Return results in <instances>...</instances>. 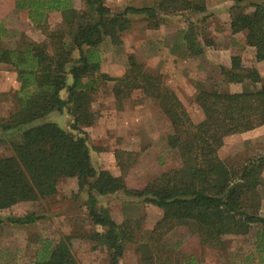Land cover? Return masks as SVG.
<instances>
[{"label": "trees", "instance_id": "trees-1", "mask_svg": "<svg viewBox=\"0 0 264 264\" xmlns=\"http://www.w3.org/2000/svg\"><path fill=\"white\" fill-rule=\"evenodd\" d=\"M229 1L230 33L243 32L244 43L255 50V60L264 61V0ZM71 2L15 0L16 8L27 10L31 23L44 34L39 41L21 32L13 46H5L0 24V63L16 72L19 83L17 88L0 94L16 104V109L0 118V133L26 126L19 139L12 141V154L0 155V210L53 196L61 178L76 177L79 187L86 188L88 193L91 223L106 228L103 234L96 233L94 237L108 245L110 264H118L124 242L135 240L141 218L130 216L117 223L107 209L96 207L94 191L98 194L121 191L142 198L143 203L162 212L153 232L175 223L192 225L203 245L221 244L225 235H246L251 225H264V217L257 213L264 152L240 166H228L218 156L227 136L264 125V85L255 86L261 79L256 67L244 66L238 55L230 57L228 67L221 65L223 83L254 86L241 92L200 88L194 99L203 118L194 123L175 92L162 83L160 74L141 69L134 57L129 56L128 73L115 80L100 71L99 60L89 53L105 38L113 45L122 44L123 32L131 28L132 15H141L153 28L163 15L187 11V16L202 15L193 21L188 18L182 36L185 50L191 56H202L205 46L212 42L198 30L204 29L210 18L205 0H156L155 5L126 4L118 9H112L106 0H82L80 8ZM56 11L61 21L51 27L49 13ZM108 79L117 81L112 88L116 99L128 96L133 89L140 90L159 106L172 128L166 143L178 152L181 166L160 173L141 188H129L126 183L139 152L114 150L119 175L106 168L96 169L91 163L83 128L91 126L96 118L90 107L98 81ZM63 110L72 117L70 131L55 122L31 125L51 111ZM37 219L39 216L30 212L0 218V223L30 224ZM256 246L264 247L260 242ZM43 253L32 264H79L71 250L70 236L45 247ZM169 257L148 256L142 264L172 263ZM175 264L197 263L190 258Z\"/></svg>", "mask_w": 264, "mask_h": 264}, {"label": "rangeland", "instance_id": "rangeland-1", "mask_svg": "<svg viewBox=\"0 0 264 264\" xmlns=\"http://www.w3.org/2000/svg\"><path fill=\"white\" fill-rule=\"evenodd\" d=\"M0 15L10 14L12 0H3ZM112 9L132 4L135 6L155 5L156 0H107ZM75 8L82 6V0H72ZM206 13L210 18L198 27L203 36L212 42L205 46L202 56H191L185 50L182 39L190 20H197L202 14L178 13L163 15L157 27H150L141 15L130 16L131 28L122 34V44L113 45L105 38L89 53L100 62V71L111 78H122L129 71V56H133L143 70L160 74L162 83L175 92L189 120L196 123L203 118V112L195 102L200 88L216 89L220 92H241L248 83H223L220 66L230 65V57L238 55L244 66H254L260 74L256 87L264 85V61L255 60V50L244 43V33L231 34L228 28L229 0H205ZM11 16L14 14L11 13ZM16 23L10 22L3 45L13 46L19 40L20 32L39 41L44 38L40 29L32 25L27 10H19ZM190 20H189V19ZM61 21L59 12H52L48 18L50 26ZM197 30V31H198ZM204 30V31H203ZM77 56V51H74ZM115 80L98 81L93 96L91 111L95 113L94 123L83 130L87 133L86 144L92 166L106 168L113 175L120 171L114 157L115 149L139 152L136 162L126 176L129 188H141L146 182L162 172L181 166L178 152L166 143V136L172 132L168 119L159 106L133 89L128 96L113 94ZM16 83V72L9 65L0 64V92L12 89ZM10 89V90H11ZM61 95L65 98L66 93ZM16 109L11 98L0 96V118ZM55 122L70 131L71 115L67 110L51 111L35 119L32 124ZM26 127V126H25ZM25 127L0 133V155L12 154V141L19 139ZM78 134L77 131H72ZM264 152V125L248 131L232 134L224 139L218 156L228 166H240L256 154ZM259 186V207L257 213L264 217V170ZM96 207L107 209L110 217L120 223L126 217L141 218V227L133 242H124L125 248L118 264H142L148 256H170L163 264H175L190 258L197 264H264V247L257 248V242L264 245V225L253 224L246 235H225L221 244L203 245L192 225L173 224L154 231L161 217V209L145 204L142 198L126 195L121 191L98 194L93 192ZM88 193L79 187L76 177H64L57 183V193L37 201L20 202L8 209L0 210V218L22 216L34 213L39 216L30 224L0 223V264H32L44 256V248L70 236L71 250L79 264H110L108 245L94 234H103L106 228L94 226L88 215ZM168 260V259H167Z\"/></svg>", "mask_w": 264, "mask_h": 264}, {"label": "crops", "instance_id": "crops-1", "mask_svg": "<svg viewBox=\"0 0 264 264\" xmlns=\"http://www.w3.org/2000/svg\"><path fill=\"white\" fill-rule=\"evenodd\" d=\"M13 1V8H14V10L11 12V13H13L14 15L13 16H11L10 14H3V15H0V24H1V26H2V36L4 37V36H7V33L10 31L9 30V27L10 26H6L7 25V23H10V22H14L15 24H17L16 23V13L19 11V10H22V9H18V8H16V4H15V0H12ZM106 2H107V0H106ZM4 2H3V0H0V6L3 4ZM107 4H108V2H107ZM111 3H109L108 5L109 6H111L110 5ZM51 14H52V12L51 13H49V16H51ZM49 18V17H48ZM33 25V24H32ZM34 26V25H33ZM21 33V32H20ZM29 36V35H28ZM30 37V36H29ZM30 38H32V37H30ZM33 39V38H32ZM33 40H35V39H33ZM1 65H6V64H4V63H0ZM13 88H17V86H16V83L13 85ZM11 88L9 87V89H7V90H1V92H0V94L1 93H4V92H9V90H10Z\"/></svg>", "mask_w": 264, "mask_h": 264}]
</instances>
